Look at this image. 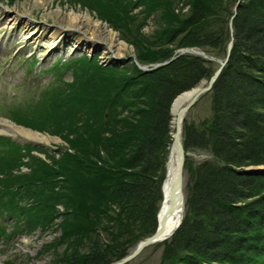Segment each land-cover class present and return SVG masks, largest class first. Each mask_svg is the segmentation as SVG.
Here are the masks:
<instances>
[{"label": "trees", "instance_id": "obj_1", "mask_svg": "<svg viewBox=\"0 0 264 264\" xmlns=\"http://www.w3.org/2000/svg\"><path fill=\"white\" fill-rule=\"evenodd\" d=\"M91 1L134 44L140 65L164 62L181 48L214 59L181 54L144 73L132 62L103 65L84 55L57 64L72 68V80L46 90L49 115L40 130L65 145L59 158L45 153L47 163L32 147L8 141L0 156V240L50 226L63 204L52 264H109L130 254L155 230L172 142L170 104L209 80L232 39L210 91L212 119L182 127L185 151L195 146L209 158L185 156L183 220L159 244L166 264H264V176L242 172L264 166V0H240L231 29L232 0H184L185 14L175 11L177 0ZM149 15L154 28L147 33ZM21 164L28 173L15 175Z\"/></svg>", "mask_w": 264, "mask_h": 264}, {"label": "rangeland", "instance_id": "obj_2", "mask_svg": "<svg viewBox=\"0 0 264 264\" xmlns=\"http://www.w3.org/2000/svg\"><path fill=\"white\" fill-rule=\"evenodd\" d=\"M26 1L28 0H0V120L11 122L14 125H21L24 128L46 135L47 137L49 136L50 138H48V141H41V143L45 145L44 147L25 143L24 140H30L29 138L25 139L26 136H23L21 133H16L14 139L4 135L2 137H6L7 141L0 143V156H2L5 149H8L9 141L12 145L20 144L24 151L27 150V145L32 147L33 155L40 157L44 162L49 163L51 159L46 157L47 152L54 154L55 158H59L58 152L62 149L61 147H63L65 143L60 136L52 135L40 130L45 127V121L49 115L48 106L45 105V98H47L48 95L45 93L46 90L61 85L64 81L72 80L71 67L66 69V66L62 65V67L57 68L56 65L67 63V61L83 55L90 58H96L98 64L102 63L103 65L111 66L125 62L135 63L133 61V59L136 60L135 47L134 44H131L124 39L121 33H119L111 23L99 17L98 12H96L94 8V3L91 0H38L40 5L32 7L30 11V15H33L37 20L42 21V19L45 18L47 23L52 24L53 19L49 17V15L54 14L56 11L60 15H64L71 11L75 13H83L89 15L92 20L103 23L106 29L113 30L118 35V39L126 44V46L121 49L120 53H118V51H114L113 53L112 51L109 52L105 50L100 44L91 48H83L81 46L75 48L71 46L72 42L70 40H66L65 44H61V51L55 50L52 53L46 54V48L37 46L31 40H21L19 37L22 35V32L19 28L15 31L12 30L11 32H8L9 17H11L8 15H10L11 12H7L13 10L15 7L21 12V10L25 8ZM175 3H177V5L174 9L177 13L181 12L185 14V12H189V5L188 3H185L184 0H177ZM236 3V0H232V4L236 5ZM234 5L233 7H235ZM140 7L141 6L139 5L132 6V11L138 12ZM147 21V24L143 26L142 30L150 33L154 28L152 15H149ZM213 26H216V24H213ZM72 39L75 40V38ZM178 50H176V52ZM224 58L225 56L223 58H218L217 60ZM135 65L138 66L136 63ZM207 81L201 80L196 86L191 88L206 86ZM211 97L212 95H210V92L201 95L200 99L191 106L190 110L184 116L182 127L184 125H194L198 127L203 121L212 119L214 110ZM170 113L172 118L171 108ZM172 122L173 120L171 121V129ZM182 138L183 132L181 135V139ZM38 147L44 148L45 151L36 150ZM186 153L189 155L188 161L191 162H199L203 159L209 158L204 150H199L198 148H195V146L189 147ZM23 161H26V159ZM258 167L264 169L263 165L248 166L243 169L246 170L247 168ZM28 171L29 169L21 164L16 171H13V173L15 175L17 173L26 174ZM188 178V174L183 173L182 184L184 204L187 198L184 188L186 187L185 184ZM184 211L185 206L183 213ZM54 212L55 216L53 217L50 226L35 228L34 230H31L30 233H25L20 237L16 235L6 242L0 240V264H52V260L55 258L53 243L59 242L62 236L60 223L63 219V204H57ZM2 222L3 220L1 218L0 223ZM63 246L59 245L56 248L62 250ZM162 253L163 246L161 244H152L151 246L144 248L138 257L130 260L127 264H166V262H162Z\"/></svg>", "mask_w": 264, "mask_h": 264}, {"label": "bare ground", "instance_id": "obj_3", "mask_svg": "<svg viewBox=\"0 0 264 264\" xmlns=\"http://www.w3.org/2000/svg\"><path fill=\"white\" fill-rule=\"evenodd\" d=\"M29 4H28V3ZM40 2L38 0H28L25 2V8L21 12L15 7L13 10L8 11L11 16L9 23V30L15 31L18 28L21 30L22 35L19 37L24 41L31 40L37 46L46 48V54L52 53L55 50L61 51L62 45L66 43V40L72 42L71 46L91 48L97 45H102L107 51H118L126 46L123 41L118 39V35L113 30L106 29L103 23L94 21L89 15H85L79 12H68L64 15L54 12L49 15L53 19V23H47L45 18L42 21L37 20L33 15H30L32 7L38 6ZM47 16V15H46ZM75 34V35H74ZM72 38H75L72 39ZM62 44V45H61ZM196 88H191L188 91L179 93L171 104L172 112V134L176 132V129H182L183 118L180 113L181 108L189 102V100L195 94ZM183 130V129H182ZM181 132V130H180ZM16 133H21L26 138H29L33 143H41V141H48L49 136L36 133L30 129L24 128L21 125H14L8 121L0 120V134L10 135L13 139ZM182 135V133H180ZM179 135V136H180ZM180 153L176 144L170 149V155L167 160V176L164 187V195H169L172 187L175 186L177 180V171L179 167ZM167 197V196H166ZM161 202V200H160ZM159 202V204H160ZM179 200L177 201V203ZM158 204V206H159ZM170 200L166 198L163 203L160 214L165 218V229H171L173 225L180 219L181 210L180 204L171 211Z\"/></svg>", "mask_w": 264, "mask_h": 264}, {"label": "water", "instance_id": "obj_4", "mask_svg": "<svg viewBox=\"0 0 264 264\" xmlns=\"http://www.w3.org/2000/svg\"><path fill=\"white\" fill-rule=\"evenodd\" d=\"M237 3L236 5H234V13L233 15L231 16V19L232 17L235 15V12L237 10V8L239 7V3H240V0H236ZM229 27L231 29V20H230V23H229ZM231 45H232V39H230V42L228 43L227 45V48H226V55H225V58L224 59H220V60H217L216 62L219 63V66L218 68L213 72V74L210 76L209 80L206 82V86H202L200 88H196L195 90V94L193 95V97L189 100V102H187L180 110V113L182 114V118L184 119V116L187 114V112L190 110L191 106L198 100L200 99L201 95L205 94V93H208L211 91L212 87H213V83L217 80V78L221 75V70L225 67V65L228 63V59L230 57V53H231ZM187 52H190V53H194V54H200L202 55L204 58H207V59H214L212 56H207L204 52H202L201 50H197V49H193V48H182V49H179L177 52H176V55L172 56L170 59L164 61V62H160V63H155L152 67H149L148 65H140L136 62V60L133 59V61L139 66V68L142 70V72H145V71H150V70H153L155 69L156 67L158 66H162V65H166V63L168 61H171L173 59H175L177 56L181 55V54H184V53H187ZM130 58V57H128ZM181 130V132H180ZM180 133H182V129H179V131L176 129V132L172 134V143L169 147V154L167 156V159H166V165H165V172H164V178L162 179L160 185V191H161V202L158 206V210L156 212V215H155V218H156V225H155V230L151 233V235L149 236H146L144 238L141 239V241L136 245V247L130 251V254H128L127 256L123 257V258H120L119 260L117 261H112L110 262L109 264H127L128 262H130V260L138 257L140 254H141V251L148 247V246H151L152 244H155V243H163V241L167 240L169 237H171L173 235V233L178 229L179 225L181 224L182 220H183V212L180 214V219L177 221V223L175 225H173V227L171 229H165V224H166V220L165 218L160 214L161 212V208H162V205L163 203L166 201V198L168 200H170V210H173L177 207L178 204H180L181 206V210L184 209V195H183V166H184V160H185V156L188 155V153H186L185 149H184V145H183V142L181 140V135ZM2 135H6V134H2ZM180 135V136H179ZM10 137V135H7ZM25 143H28V144H31V145H36V146H44L45 145L43 143H33L32 141H28L27 139L24 140ZM176 144L177 147H178V151L180 153V159H179V167H178V175H177V180H176V183H175V186L171 188L170 192H169V195H164V187H165V181H166V176L168 175L167 174V160H168V157L170 155V149L172 148V146ZM242 172H245L246 174L249 173V174H252V175H263L264 176V169L263 168H247L246 170L245 169H242ZM179 200V202L177 203V201Z\"/></svg>", "mask_w": 264, "mask_h": 264}]
</instances>
